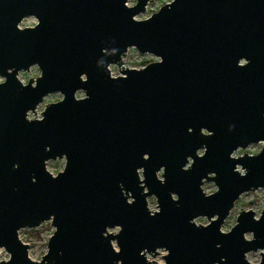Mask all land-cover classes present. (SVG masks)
<instances>
[{
    "label": "water",
    "instance_id": "water-1",
    "mask_svg": "<svg viewBox=\"0 0 264 264\" xmlns=\"http://www.w3.org/2000/svg\"><path fill=\"white\" fill-rule=\"evenodd\" d=\"M149 1L0 0V264H156L139 252L157 248L165 264H251L264 248V206L220 231L242 193L264 188V0H171L134 19ZM129 48L157 60L125 67ZM258 142V155L233 156ZM44 221L54 231L33 260L18 232Z\"/></svg>",
    "mask_w": 264,
    "mask_h": 264
},
{
    "label": "rangeland",
    "instance_id": "rangeland-1",
    "mask_svg": "<svg viewBox=\"0 0 264 264\" xmlns=\"http://www.w3.org/2000/svg\"><path fill=\"white\" fill-rule=\"evenodd\" d=\"M165 3H166V0H150L146 6L145 11L143 13L136 15V16L142 15L144 18H146V17L150 16L153 12L157 11V9ZM35 23H36V19L33 16H28V17L24 18L19 23V26L21 28H23V27L33 26ZM153 57H155V56L150 54V53H139L137 51V49L129 48L126 52V56L123 58L124 66L128 67V68H139V67H142V66L148 64L149 62L157 60V57H155L156 59H153ZM33 66H35L37 68V70L39 71V69L36 65H33ZM33 66H31L27 71H20V72L31 73ZM110 70H111V74L114 76L119 74V70L115 65H111ZM37 76L38 75H35V76L29 75L27 78V81L30 78H35ZM80 92H82V91H80ZM57 93H59V92L50 93L43 98L42 102L36 107V116L37 117H40L41 111L43 110V108L45 107L46 104H48L50 102H55V101L61 99L62 95L59 93L60 98L58 99ZM33 116L34 115L31 113L30 118ZM261 145H262L261 142L251 143L244 149L236 150L233 153V156H236L237 153H239V155H241L242 153H245V152L249 153V149H251V148L259 147V149H260ZM64 163H65L64 157L57 158L54 160H48L46 163V168L52 174H56L58 171L63 169ZM204 185H213L216 188V186L214 185L213 182H205L202 186L203 190H204ZM153 198L155 199L154 196L148 197V207H149V201L152 200ZM155 203H156V199H155ZM263 206H264V188H258L256 190H254V192L248 191V192L242 193L238 197V199L235 201L234 206L232 207L229 215L226 217V219L222 223L221 228L225 225V222L227 220H229L233 215H235V220H236L237 214L240 211L251 209L255 212V215H256V209H260V212H261ZM237 208H239V211H236ZM197 219H199V218H197ZM203 219H206V218H203ZM53 231H54V227L51 225V222L50 221H44L41 225H39L35 228L20 229L18 232V235H19V238L24 243L28 244V253H29V251H34L35 253L38 254L41 251L46 253L47 241H48L50 235L53 233ZM3 251L6 252L4 249H3ZM253 252H255V251H253ZM259 255H260V253H259ZM148 256H150V255L147 254V258H148ZM41 257H42V255L39 257V259H35V260H40ZM155 257H153V259H152L153 261H155ZM246 258L249 260V252L246 254ZM161 259H162V257H161ZM1 260H4V259L0 258V261Z\"/></svg>",
    "mask_w": 264,
    "mask_h": 264
},
{
    "label": "clouds",
    "instance_id": "clouds-1",
    "mask_svg": "<svg viewBox=\"0 0 264 264\" xmlns=\"http://www.w3.org/2000/svg\"><path fill=\"white\" fill-rule=\"evenodd\" d=\"M126 2V6L128 7H131L132 5H134L136 3V0H125ZM170 2V0H166V3ZM134 19H136L137 21H142L144 19V17L141 15V16H136L134 17ZM153 59H156L155 57H153ZM239 64L240 65H244L245 64V61L244 60H240L239 61ZM10 71V69H9ZM29 75H39V71L37 70V68L35 66H33L32 68V71L31 73H25V72H20L18 74V78L26 83L27 82V78ZM5 82V77L4 76H0V84H3ZM76 97L77 98H81L83 97L84 93L83 92H80V91H77L75 93ZM57 98L59 99V93H57ZM262 116H264V113H261ZM31 116V113H29V117ZM190 130V129H189ZM208 135H211V133H208ZM258 145V144H257ZM259 147H255V148H251L249 149V155L250 156H256L259 154ZM198 152H199V155L200 156H203L204 155V149L201 148V149H198ZM236 156H239V153L236 154ZM145 158H147L145 156ZM192 163L191 159L189 158L188 160V164L184 165V168L187 169V167ZM236 171H239L241 173V175H244V170L240 167H236L235 169ZM142 171V170H141ZM164 169L163 167H161L159 169V171L156 172V176L158 179H161L163 180V176H162V173H163ZM141 179H143V177H141ZM204 191L206 194H211V193H214L216 192V188L213 186V185H204ZM178 197H176L175 194L172 195V199L173 200H176ZM131 202V201H128V203ZM149 208L153 211V212H157L159 211V209L157 208L156 206V203H155V199L153 198L152 200L149 201ZM236 211H239V208L236 209ZM254 220L256 221H259L260 219V209H256V215L254 216L253 218ZM195 223L197 225H204V226H207L208 225V220L206 219H203V218H199V219H196ZM236 223V220H235V215H233L229 220H227L225 222V225L220 229L221 233L223 234H227L230 229L232 228L233 225H235ZM111 231H118V229H111ZM244 239L248 242H252L253 239H254V232L249 230V231H246L244 234ZM110 245H111V250L116 253V254H119L121 252V247H117V244H116V241L115 240H112L110 242ZM216 248H220L221 245L219 243H217L215 245ZM156 251L159 253V255H157L155 257V261H156V264H165V261L163 259H161V257L163 255H166V251L163 249V248H157ZM261 251H264V248H259L257 249L255 252L253 251H249V260L251 261V264H259V261H260V255L259 253ZM44 252L41 251L40 253H35L34 251H29L28 255L30 258L32 259H39V257L41 255H43ZM139 255H147V253H142V252H139ZM0 258L4 259V260H7L9 259V255L7 252H4L2 248H0ZM153 257L152 256H148V260H152ZM226 259L225 257L221 256L220 257V260H224ZM114 264H123V260L121 259H116L114 261ZM212 264H219V261H213Z\"/></svg>",
    "mask_w": 264,
    "mask_h": 264
},
{
    "label": "flooded vegetation",
    "instance_id": "flooded-vegetation-1",
    "mask_svg": "<svg viewBox=\"0 0 264 264\" xmlns=\"http://www.w3.org/2000/svg\"><path fill=\"white\" fill-rule=\"evenodd\" d=\"M198 153H199V152H198ZM205 182H207V181H205ZM205 182H204V183H205ZM208 182H211V181H208ZM204 183H203V184H204ZM202 186H203V185H202Z\"/></svg>",
    "mask_w": 264,
    "mask_h": 264
},
{
    "label": "snow or ice",
    "instance_id": "snow-or-ice-1",
    "mask_svg": "<svg viewBox=\"0 0 264 264\" xmlns=\"http://www.w3.org/2000/svg\"><path fill=\"white\" fill-rule=\"evenodd\" d=\"M5 83V82H4ZM129 204H131V202H129ZM118 231H119V229H118Z\"/></svg>",
    "mask_w": 264,
    "mask_h": 264
}]
</instances>
